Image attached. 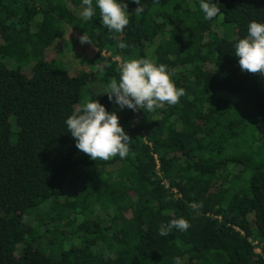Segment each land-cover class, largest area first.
Returning <instances> with one entry per match:
<instances>
[{"label": "trees", "instance_id": "obj_1", "mask_svg": "<svg viewBox=\"0 0 264 264\" xmlns=\"http://www.w3.org/2000/svg\"><path fill=\"white\" fill-rule=\"evenodd\" d=\"M120 2L123 33L99 9L84 21L82 0H0V264H264V77L234 55L264 0H212L211 20L200 0ZM67 28L91 39L86 71L53 47ZM118 57H154L186 95L121 109L106 94ZM84 86L130 137L124 159L75 147ZM179 218L191 227L159 235Z\"/></svg>", "mask_w": 264, "mask_h": 264}, {"label": "clouds", "instance_id": "obj_2", "mask_svg": "<svg viewBox=\"0 0 264 264\" xmlns=\"http://www.w3.org/2000/svg\"><path fill=\"white\" fill-rule=\"evenodd\" d=\"M138 5L135 14L143 11L140 0H131ZM84 8L81 17L84 21L91 20L99 9V16L104 28L112 33H123L128 27L130 14L127 3L120 0H82ZM200 10L205 20L221 16V10L212 0H200ZM81 44L92 43L84 33L80 37ZM120 49L127 47L119 43ZM242 72L264 77V23L252 21L248 25L246 38L239 39L235 44V54ZM121 61L119 79L109 81L106 94L109 100L121 109L133 111L157 109L175 106L181 97L186 95L183 88H178L172 80L171 73L164 64H158L154 57L124 59ZM68 132L75 139V147L92 161H109L117 156L124 159L130 151V137L119 124L115 112L109 113L97 100H90L78 106L76 111L65 121ZM202 206V205H199ZM191 225L184 218L173 219L168 224H161L159 235L168 236L173 229L186 231ZM175 264H181L179 257L174 258Z\"/></svg>", "mask_w": 264, "mask_h": 264}, {"label": "rangeland", "instance_id": "obj_3", "mask_svg": "<svg viewBox=\"0 0 264 264\" xmlns=\"http://www.w3.org/2000/svg\"><path fill=\"white\" fill-rule=\"evenodd\" d=\"M71 30L67 28L61 32L62 35L58 34L56 39L53 41V47L59 45V48L63 49L64 51L72 47V49H70V54L69 50H67L66 55L71 56L72 59L69 60V62L71 63V65H74V63L77 64V59L75 58H78L79 55H82L83 57V54H85L89 50L91 45L90 43L81 44L80 36L77 33H74V30ZM63 36L65 37L64 39L69 40L70 43H66L63 39H61ZM76 68L82 72L86 71L88 69V66L87 64H85V62H83L81 64L73 66L70 71H73ZM90 92V89L86 88V86L81 89L78 101L79 104L83 105L85 102L90 101Z\"/></svg>", "mask_w": 264, "mask_h": 264}]
</instances>
